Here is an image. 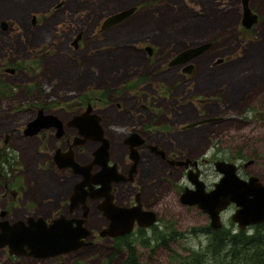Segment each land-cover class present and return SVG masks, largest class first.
I'll use <instances>...</instances> for the list:
<instances>
[{"label":"rangeland","instance_id":"rangeland-1","mask_svg":"<svg viewBox=\"0 0 264 264\" xmlns=\"http://www.w3.org/2000/svg\"><path fill=\"white\" fill-rule=\"evenodd\" d=\"M249 4L259 17L244 29L241 0H0V166L18 191V197L10 189L4 195L0 185V210L7 208L11 221L28 215L49 219L56 210L68 213L77 175H57L53 136L47 132L25 137V124L38 107L70 116L80 100L94 98L102 88L108 95L118 93L115 98L124 106H137L140 102L127 84L140 73L138 81H144L134 89L146 93L147 106L138 115L147 118L151 145L160 142L167 159L186 154L212 158L218 153L240 164L253 159L241 172L256 174L264 182V0ZM132 5L137 9L129 17L101 30L107 13ZM200 42L210 43L191 60L190 73L168 65L178 51ZM146 44L152 46L151 53ZM218 58L222 61L216 62ZM115 109L108 107L104 113L113 119L106 129L113 137L111 155L118 160L119 140L132 123L125 107ZM204 112L223 115V120L181 128L201 120L198 114ZM93 148L83 145L77 158L90 160ZM202 167L208 183L217 178L212 164ZM181 173L179 165L147 149L138 175L147 179V203L158 211V220L143 235L130 237L139 263L252 264V253L262 263L264 247L242 249L235 258L232 251L243 245L233 247L229 240L230 234H238L242 242L252 236L261 239L264 223L240 229L231 219L236 207L231 203L221 212L219 230L226 243L214 246L211 239L218 229L210 227L208 215L178 199L179 185L186 180ZM102 223L92 207L87 220L95 234L89 238L91 245L44 258L16 256L0 247V264H121L128 250H116L114 240L97 235Z\"/></svg>","mask_w":264,"mask_h":264},{"label":"water","instance_id":"water-1","mask_svg":"<svg viewBox=\"0 0 264 264\" xmlns=\"http://www.w3.org/2000/svg\"><path fill=\"white\" fill-rule=\"evenodd\" d=\"M250 0H241L242 13L240 24L243 28H251L258 20V13L252 10L249 4ZM137 6L122 8L105 17L101 24V30L107 29L125 18L129 17ZM3 27L6 22L2 21ZM80 35L74 38V44L77 46ZM210 42H200L188 45L178 51L168 62V65L182 64L183 71L190 73L193 69L191 62L195 56L203 52ZM147 51L151 53L152 46L146 45ZM222 61L218 58L216 62ZM79 116V115H78ZM77 115L75 117H78ZM219 117H207L202 120L191 122L188 126L206 121H214ZM76 124L75 122H73ZM55 125L61 128V119L54 113H45L39 109L36 115L29 120L24 127L25 134H34L43 127ZM79 132L84 134L85 139H102V144L93 151V159L89 163H80L75 160L71 154L60 155L55 153V160L59 167L70 166L76 173H82L84 179L75 183L71 194L70 209H74L79 202H85L87 194L96 198L100 194L89 185V172L94 163L101 165V169L94 173V183H100L102 188L108 189L105 180H111L114 165H109L108 161V142L102 137L101 130L95 119H83L77 121ZM91 131L95 136L89 135ZM134 136V135H133ZM84 139V140H85ZM152 148L154 146H151ZM66 157V158H65ZM252 160H249V162ZM215 167L222 173L219 180L210 190L205 189V184L197 176V172L188 173V178L195 185V189H185L180 195L183 203L196 204L202 211L207 213L210 218V225L214 228L221 227L222 221L220 212L230 203L236 204L237 208L232 213V220L236 221L239 227L249 224L261 223L264 221V185L258 177L251 175L244 179L237 173V165L233 161L217 160ZM104 178V179H103ZM118 179V178H116ZM88 185L89 190L85 189ZM101 188V189H102ZM128 212V213H127ZM2 212L1 214H3ZM104 214L110 219L109 225L103 231L102 235L114 236L130 231L131 224H127L125 217L129 216V210L116 206L108 202L104 207ZM156 220V213L152 210L147 211V222L149 225ZM81 217H66L60 215L50 222H46L43 216H28L25 220L17 219L10 222L8 219L0 220V247L7 246L9 254L16 256H32L43 258L55 256L75 250L89 242L84 240L90 234V230L83 224Z\"/></svg>","mask_w":264,"mask_h":264},{"label":"flooded vegetation","instance_id":"flooded-vegetation-1","mask_svg":"<svg viewBox=\"0 0 264 264\" xmlns=\"http://www.w3.org/2000/svg\"><path fill=\"white\" fill-rule=\"evenodd\" d=\"M115 11H112L111 13H113ZM111 13H107L106 15L108 16ZM36 19H37V16H33V21L36 22ZM146 45L144 47L147 50ZM175 66H180V70L183 71V65L182 64H176ZM193 67H194V65H193ZM14 71H15V69H13V68L10 69V72H14ZM138 75H139V78L138 77L135 78L134 81L130 80V81H132L131 84L130 85H129V83L127 84V88L132 89L131 93L135 96V98H138V101L140 102L137 106H134V105H130L128 107L124 106L122 103L119 102L120 98H115V97H118V93H114L111 95L109 94L110 95L109 96L108 95L109 90H107L106 88L105 89L102 88V89H99V92H100L99 95H96L94 98L90 97V98H87L85 100H80V103L78 104L79 109L76 110L74 113H72L70 116H67L65 118L62 116H59L56 112H54L51 109L47 110L43 107L37 108L36 113L39 109H43V111L45 113H54L55 115H57L61 119V128H59L55 125H52L49 127H43L41 129H39V131H37L36 133L31 134V135L25 134L24 130H23V134L25 137H31V136H35V135H42L43 136L47 132H48V134L53 136L55 143L53 146L54 148H53V152H52V160H53L55 166L57 167L56 174L60 176L63 173H65V171L73 172L77 175V178H78L75 181V183L84 179L83 174L74 172L72 167H70V166L59 167L57 165L55 158H54L55 153H60V155H63V156L71 154L74 156L75 160H77L78 162L89 163L92 161V159L94 157L93 151L99 145H101L103 143L102 139H93L91 137L85 139L84 134H81L79 132V126L77 125V121L83 120V119H95V121L99 125V129L101 130L100 132L102 134V137L107 139V142H108V158H109L108 164L114 165V167L112 169L113 173L111 175L112 179L108 180V177H106L107 179L105 180V183L108 186V189L102 188L103 186H101L100 183H94L93 182V179H95L93 174L101 169V165L94 163L92 165L90 171H88L90 174V176L88 177L89 182H90L89 185H91L96 190L95 192L100 194V196L93 198L87 194L85 202H79L78 205L76 207H74V209L71 210L70 209V203H71L70 197H71V194L73 192V187L75 185V183H74L72 188H71V192L69 193L68 200H67L68 213L62 212V210H56L52 213V216H50L49 219L47 217H44L46 222H50L51 220H53L54 218H56L62 214L65 215L66 217H74V218L81 217V218H83L84 219L83 224L90 230V234L84 238V240L86 242H89V243L81 246L82 248L85 246L91 245L93 243V241L90 240L89 238L95 235L93 233V230L87 225V220H88L89 213H90L92 207L95 208L96 212L99 213V215L102 217V220H103V223H102L103 225L101 226L97 235L99 234L102 237L107 236L110 239L114 240V242L115 241L116 242L125 241L127 239H130V237H132L133 235H137V234L143 235V232H147V227H150L151 225L154 226V224L157 222L158 211L155 210L153 205L147 203V196L145 195V189L147 188V179L141 178L138 175L143 159L147 158V149L150 152H152L156 157H160V159L166 161L167 163L170 162L171 165L173 163H175V164L179 165V167L182 168L181 176L184 175V177H186V180H185V182H183L182 184L179 185L178 199H179L181 204H183L184 206L189 207V208L198 207V206L196 204L183 203L180 200V195H181V193H183L185 191V189H195V185L193 183H191L190 179L188 178V173L197 172L198 178L200 180H202L205 184V189L210 190L214 187L215 183L219 180V178L222 175V173L216 169L215 161H217V160L231 161V160H228L227 157H224L223 154H221V153L213 154L212 158H206V157L198 158V156H191L189 154H186V155H182L178 159H173V158L167 159V156H169V155H168L167 151L161 146L160 142H156L154 145H151L150 140H149V136L152 134V131H151V128L147 127V118H145L142 115L140 118V116L138 115V111L145 109L147 106L146 105V93H145L144 89H138L139 91L134 89L135 86L140 84V82L144 81V79H142L139 82L138 79H140L142 76H141V73ZM142 75L144 76V73H142ZM115 90H118V89H115ZM135 91H137V92L135 93ZM142 93L144 94V96L141 95ZM101 99H103L104 101L102 102ZM113 100H115L114 104H113ZM111 106L112 107L115 106V108H116L115 111H117V112L120 111L122 107H125V111H126V113H128L130 115L131 123H132L131 130L128 132V134H126L123 138H121V140H119L120 159H118V160L113 159V157L111 155V143H112L113 137L110 135V131H108L106 129L107 125H112L113 122H111V121L113 119H112V117L109 116V119L111 120V121H109L108 115L105 114L104 111L106 108L111 107ZM61 108H63V110H66L67 106H65L63 104L61 106ZM76 115L77 116L79 115V116L75 117ZM198 115H199L198 117H201V120L204 118L210 117V116H214V115H210V114L205 113V112L203 114H198ZM216 117H219V118L214 120V121H206V122H202V123L198 122L193 126H185V125H189L187 123V124L181 125V128L186 129V127H188V128L189 127H192V128L193 127H199L203 123L204 124L205 123L213 124L214 122H219V121L223 120V115H219ZM138 119H139V121H138ZM197 120L198 119H196L195 122ZM73 122H75L76 124H74ZM123 122H125V120ZM115 125H116V123L114 124V127L119 126V125H117V126H115ZM72 130H73V132H72ZM87 132L89 135L95 136V134L93 132H91V131H87ZM87 143L94 144V148L91 151L92 157L88 161H81L77 158V153H78V151L81 150L82 146L87 144ZM151 146H154V147L152 148ZM249 160H252V161L249 162ZM253 161H254L253 159H248L245 162H243L242 164L235 162V164L237 165V173L240 177L247 179L251 175L257 176L256 174H253V173L241 172V168L243 166L246 167L248 163L251 164V163H253ZM205 163L212 164L215 171H217V178L215 180H213L211 183H208V181L205 177V174H204V168L202 166ZM116 178H118V179H116ZM258 179L264 185V182L261 181L259 177H258ZM0 185H2L5 189L4 195L8 192V189H10L12 195L15 197H18L17 189L12 187V186H14L13 184H9L7 182V179L5 176V170H4L3 166H0ZM10 185H12V186H10ZM88 187L89 186L86 184L85 189L89 190ZM108 202H112L116 206L123 207V208H126L129 210L130 214H129V216L125 217V219H127L126 221H127L128 225L131 224L132 228L130 229V231H126L124 233L117 234L114 236L102 235L101 231H103L105 228H107L109 225V222H110V219L107 218L106 215L104 214V207L107 205ZM231 203H233V202H230L229 204H231ZM236 208H237V206L235 207V210H236ZM150 210H152L156 213V222L151 223L149 225H147V224L145 225V222H147V211H150ZM2 212H4V213L1 214ZM221 212H220V218H221ZM8 213H9V210L7 208L1 209L0 210V218L1 217L2 218L0 220L8 219L7 218ZM28 216H31V215H28ZM37 216H40V215H37ZM208 217H209V215H208ZM25 219H23V220H25ZM9 221L12 222L13 220L12 221L9 220ZM262 223H264V221L261 223L249 224V225L244 226V227H239V226L238 227L242 230H245L251 225L258 226L259 224H262ZM222 226H223V222H222L221 227ZM210 227H212V226H210ZM221 227H218L215 229H219ZM212 228H214V227H212ZM214 233H215V231H214ZM81 247H79L75 250H78ZM33 258H35V257H33Z\"/></svg>","mask_w":264,"mask_h":264},{"label":"trees","instance_id":"trees-1","mask_svg":"<svg viewBox=\"0 0 264 264\" xmlns=\"http://www.w3.org/2000/svg\"><path fill=\"white\" fill-rule=\"evenodd\" d=\"M220 232L221 231L218 229V231H217L218 234L214 235L212 237V239H211L212 240V244L214 246H218L219 245V248H221V247H223L225 245V243H226L225 238H227L225 236H222ZM236 235H238V234H236ZM236 235L230 234L229 242L231 243V245L233 247L237 246V244H239V243L242 244L243 246L241 248H239V249H236V250L232 251L233 257H235V258L240 256V255H238L235 252L241 251L242 249L252 250L253 251L255 249H259V248H263L264 247V237L263 236H258L261 239L263 238L262 240L259 239V238H256V236H254V237L252 236L249 239H247L246 241L242 242V240H241L242 237H240V236L236 237ZM212 244L210 242H208L206 247L209 249L210 246H212ZM118 248H126L128 250V253L125 256V259L122 261L121 264H140L139 263V256L137 254V251L135 249L134 244H132V241H130V239H127L125 241H120V242H116L115 241V249L117 250ZM254 257L256 258V260H255ZM251 258H252V261H253L252 264H264L263 263L264 262V260H263L264 256L262 257V263L259 262L260 258L258 257L257 253H252L251 254ZM258 258H259V260H258ZM241 263H242V261H240V260L237 261V264H241ZM248 263H250V262H248Z\"/></svg>","mask_w":264,"mask_h":264}]
</instances>
